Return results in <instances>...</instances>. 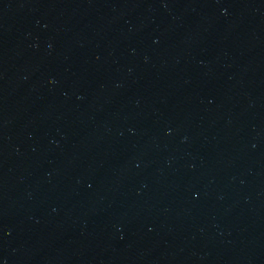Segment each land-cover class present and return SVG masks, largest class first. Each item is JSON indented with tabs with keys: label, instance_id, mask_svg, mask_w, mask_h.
<instances>
[{
	"label": "water",
	"instance_id": "obj_1",
	"mask_svg": "<svg viewBox=\"0 0 264 264\" xmlns=\"http://www.w3.org/2000/svg\"><path fill=\"white\" fill-rule=\"evenodd\" d=\"M0 264H264V0H0Z\"/></svg>",
	"mask_w": 264,
	"mask_h": 264
}]
</instances>
